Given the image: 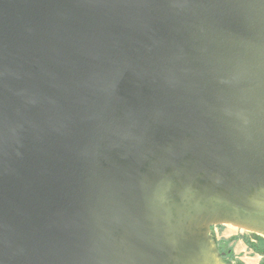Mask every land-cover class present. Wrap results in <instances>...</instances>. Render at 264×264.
Instances as JSON below:
<instances>
[{
    "label": "water",
    "instance_id": "water-1",
    "mask_svg": "<svg viewBox=\"0 0 264 264\" xmlns=\"http://www.w3.org/2000/svg\"><path fill=\"white\" fill-rule=\"evenodd\" d=\"M264 240V0H0V264H232Z\"/></svg>",
    "mask_w": 264,
    "mask_h": 264
},
{
    "label": "rangeland",
    "instance_id": "rangeland-1",
    "mask_svg": "<svg viewBox=\"0 0 264 264\" xmlns=\"http://www.w3.org/2000/svg\"><path fill=\"white\" fill-rule=\"evenodd\" d=\"M212 236L232 264H262L264 240L232 226H220L212 230Z\"/></svg>",
    "mask_w": 264,
    "mask_h": 264
},
{
    "label": "flooded vegetation",
    "instance_id": "flooded-vegetation-1",
    "mask_svg": "<svg viewBox=\"0 0 264 264\" xmlns=\"http://www.w3.org/2000/svg\"><path fill=\"white\" fill-rule=\"evenodd\" d=\"M217 250L222 255L221 258L223 259V261H227L226 253L221 250L218 244H217Z\"/></svg>",
    "mask_w": 264,
    "mask_h": 264
},
{
    "label": "trees",
    "instance_id": "trees-1",
    "mask_svg": "<svg viewBox=\"0 0 264 264\" xmlns=\"http://www.w3.org/2000/svg\"><path fill=\"white\" fill-rule=\"evenodd\" d=\"M213 229V228H212ZM212 231V230H211ZM214 239V238H213ZM215 240V239H214ZM216 242V241H215ZM217 243V242H216ZM227 255V254H226ZM228 261V260H227ZM228 262H230V261H228ZM231 263V262H230ZM262 264H264V262L262 263Z\"/></svg>",
    "mask_w": 264,
    "mask_h": 264
},
{
    "label": "built area",
    "instance_id": "built-area-1",
    "mask_svg": "<svg viewBox=\"0 0 264 264\" xmlns=\"http://www.w3.org/2000/svg\"><path fill=\"white\" fill-rule=\"evenodd\" d=\"M216 228H217V227H214L212 230H214V231H215V230H216ZM211 233H212V232H211Z\"/></svg>",
    "mask_w": 264,
    "mask_h": 264
}]
</instances>
